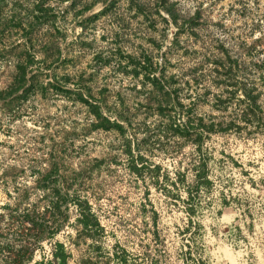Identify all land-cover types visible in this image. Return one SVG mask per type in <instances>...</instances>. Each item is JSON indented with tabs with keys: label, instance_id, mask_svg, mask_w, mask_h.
I'll list each match as a JSON object with an SVG mask.
<instances>
[{
	"label": "rangeland",
	"instance_id": "374dc122",
	"mask_svg": "<svg viewBox=\"0 0 264 264\" xmlns=\"http://www.w3.org/2000/svg\"><path fill=\"white\" fill-rule=\"evenodd\" d=\"M9 1L8 7L16 0ZM25 1L42 7L35 12L38 41L32 43L41 59L42 46L53 42L46 62L52 64L40 78L46 87L41 96L23 103L14 119L0 113V232L28 227L26 220L7 216L19 201L14 187L29 192L20 207L33 203L42 195L37 171L48 159L61 158L68 170L86 168L91 177L85 194L106 229L104 244L119 242L137 262L145 252H160L165 264H184L190 243L193 258L203 264H264V0H166L184 22L179 47L168 53L177 29L166 27L160 0ZM193 15L198 17L190 20ZM13 40L23 42L20 36ZM145 54L153 59L155 75L164 58L165 77L180 80L173 85L177 98L162 110L159 96L142 83L143 69L134 64ZM215 56L236 63L233 79L220 75L226 82H210ZM13 62L0 60V87L12 76ZM236 79L256 86L259 120L241 119L244 104L225 99L232 88L226 84ZM216 95L223 105H216ZM100 101L123 110L127 120L119 122L125 129L92 126L88 104ZM179 107L205 124L220 125L203 131L198 144L180 140L171 151L170 119L186 120ZM127 141L131 154L125 152ZM199 157L205 158L210 184L191 191L195 205L189 214L186 190L169 195L164 186L173 187L162 176L174 177L180 169L190 182ZM189 218L198 222V231L180 233Z\"/></svg>",
	"mask_w": 264,
	"mask_h": 264
},
{
	"label": "trees",
	"instance_id": "16d2710c",
	"mask_svg": "<svg viewBox=\"0 0 264 264\" xmlns=\"http://www.w3.org/2000/svg\"><path fill=\"white\" fill-rule=\"evenodd\" d=\"M9 0H0V60L5 58H14L13 74L8 82L0 87V113H8L14 119L16 113L20 111L23 103L33 97L41 96L46 87L41 83L43 70L48 69L52 61L46 63L51 57L53 42H45L42 46L44 49L43 57L37 59L35 55L34 43L32 40L38 41V20L40 16L35 13L36 10L42 9L37 3L33 7L25 0H16L8 7ZM159 6L168 14L163 21L167 26L172 23L176 27L173 39L169 50L179 47V38L181 30H184V22H180L179 14L166 0H160ZM198 15H193L190 20H194ZM260 23L257 21L254 28H259ZM14 36L23 38V42H15ZM40 45V43L38 44ZM57 51V50H56ZM166 53V52H165ZM223 57L228 58V52H222ZM56 58V56H55ZM54 58V59H55ZM136 60L135 66L139 65L144 71L143 84L149 86V93L158 95L159 109L172 102L173 98H177V92L173 88L174 84H179V79H174L172 75L169 78L165 77L164 68L165 60L161 66V74L155 75L156 68L153 59L150 55H143V59ZM214 63L213 79L210 82L214 85L226 82L225 80L217 79L220 75H224L227 79H233L236 71L234 61L225 64L221 57L215 56L211 59ZM234 67V68H233ZM194 71H198L194 68ZM138 72H136V75ZM217 79V80H215ZM200 80V79H199ZM221 82H219V81ZM196 84L199 81H195ZM264 83V82H263ZM49 84V83H48ZM232 88L226 90L228 96L225 98L227 102L236 98L238 104H244L241 110V119L253 122L259 120L256 110L259 109L257 98L259 92L256 91V86L249 84L245 80H234L228 82ZM173 88V89H172ZM208 92L209 89H207ZM240 91L242 97L237 94ZM221 95H216L218 104L223 105L225 100L221 99ZM85 101V100H82ZM89 113L94 115L92 126L103 130H109L112 127L117 129H125L124 125L119 121H126L127 118L123 110H118L115 104L107 105L106 102L100 101L99 104H88ZM107 111V115H103V110ZM179 113H185L186 120L184 124H178L175 120L170 119L168 131H171L173 137V150L176 151L181 145L178 141L191 140L197 144L200 142L203 131H215L216 125L213 122L205 124L202 118H194L190 115L189 110H183L179 107ZM162 110V109H161ZM109 116L114 117L113 120ZM1 121V120H0ZM229 126H237L235 122L230 121ZM238 127V126H237ZM201 129V132H199ZM177 138L178 140H175ZM199 148V145L197 146ZM127 154H131L129 141L125 149ZM134 171H139V167L133 163L134 156H130ZM137 159L142 161V156H137ZM205 158L199 157V160L193 164V178L189 182L186 179V172L178 169L174 177H171L168 172L162 176V183L169 181V186L165 185V190L169 195L178 196V191L183 187L187 192L189 214L194 212V202L192 199V190L198 191L201 187L210 184L205 171ZM156 171L160 170V166H155ZM36 188L41 189L42 195L33 203H28L20 207L29 196L27 189H22L20 186L14 187L19 199L17 207L7 210V216L11 221H17L22 218L28 222V227L23 229L18 227L15 230H8L3 234L0 232V264H165L162 260L160 252L151 254L145 252L141 262L133 254L128 252L126 248L115 241L111 245H105L103 236L106 229L100 224L97 213L92 207L88 196L85 194L87 181L91 180L89 175H86V168L79 170L65 168L61 158L48 159L44 168L37 171ZM156 181L159 177L156 173ZM90 183V181H89ZM7 208V207H6ZM3 215H0L2 217ZM199 229L198 222H193L189 218L188 223L180 230V233L191 232L193 235ZM63 238H58V235ZM193 239V237L191 238ZM186 254L184 264H203L199 258H193L192 244L186 243ZM146 254V255H145ZM145 256V257H144ZM140 258V257H138Z\"/></svg>",
	"mask_w": 264,
	"mask_h": 264
}]
</instances>
